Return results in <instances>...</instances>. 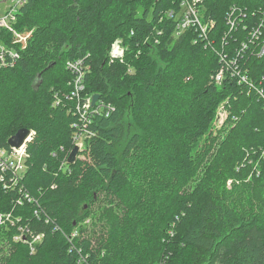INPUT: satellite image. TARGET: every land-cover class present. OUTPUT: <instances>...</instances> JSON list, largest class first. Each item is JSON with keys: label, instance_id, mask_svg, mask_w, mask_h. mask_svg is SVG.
<instances>
[{"label": "trees", "instance_id": "trees-1", "mask_svg": "<svg viewBox=\"0 0 264 264\" xmlns=\"http://www.w3.org/2000/svg\"><path fill=\"white\" fill-rule=\"evenodd\" d=\"M182 3L28 0L19 9L16 28L32 35L0 69V149L22 129L34 134L26 172L0 183V264H264V55L239 56L264 23V1L202 0L203 38L177 35ZM117 40L125 54L114 59ZM0 41L14 43L4 30ZM76 60L84 95L105 108L86 119L67 67Z\"/></svg>", "mask_w": 264, "mask_h": 264}, {"label": "built area", "instance_id": "built-area-1", "mask_svg": "<svg viewBox=\"0 0 264 264\" xmlns=\"http://www.w3.org/2000/svg\"><path fill=\"white\" fill-rule=\"evenodd\" d=\"M10 1V9L6 13L5 17H0V31L4 30L9 33L12 38L14 39V43L12 46H8L3 42L0 43V69L6 68L13 63V60L18 57L22 51L27 48L28 40L30 39L32 32H25L20 33L16 28L17 23V14L19 9L27 3L28 0H9ZM202 0H183L182 3V12L178 17L177 21V35L184 33L189 29H194L199 38H203L207 35L211 20H204L201 16V12L199 10V4ZM170 17H173V13L171 12ZM233 22L230 18L229 23ZM233 24V23H232ZM251 37H252V44L250 42H243L242 50L239 51V56L242 58L244 57L245 53L248 50H255L257 51V55L262 57L264 55V23H261L258 27H253L251 30ZM257 43V44H256ZM254 45L256 47H254ZM125 54V49L122 45L121 40H117L113 43L111 47L110 55L114 59L122 58ZM231 65L234 68V71H229V69H223L216 77V84L221 85L223 84L226 75L231 72V75H235V71L239 69V61L235 58L231 60ZM67 67L69 70L72 71L74 75V85L75 91L72 93L73 97L78 98L80 104V111L82 112L83 119L88 118L90 113H99L101 110L105 109L102 106H95L92 105L93 96L84 95L85 92V84H84V62L83 60H76V61H68ZM231 70V69H230ZM243 80H247L248 76L243 75ZM101 113V112H100ZM227 114L225 110L222 108L220 109L216 123L221 126ZM78 128L80 127L77 125ZM33 134L34 132L31 131ZM88 135V131L80 130L77 135L74 137L75 147L79 149V153L83 150L85 144L86 136ZM33 136V135H32ZM30 140L25 143L20 148L10 147L9 148H2L0 149V183L3 184L4 188H8L10 185L8 180L12 183V185L19 182L20 177L25 173H21L24 168H27L26 162L30 158L29 153L27 152V144L31 141ZM80 142H82L80 144ZM78 153V154H79ZM79 156V155H78ZM77 156V157H78ZM70 165L69 160L62 164L63 171L68 170V166ZM26 198H29V195L25 193ZM58 230L59 227H56ZM77 232L74 234L77 236ZM20 238V237H19ZM17 238V239H19ZM42 238V235H39L35 238L34 243H37ZM85 258L81 257L80 262H84Z\"/></svg>", "mask_w": 264, "mask_h": 264}, {"label": "water", "instance_id": "water-1", "mask_svg": "<svg viewBox=\"0 0 264 264\" xmlns=\"http://www.w3.org/2000/svg\"><path fill=\"white\" fill-rule=\"evenodd\" d=\"M99 98H100V95H98V94L93 96V101H92L93 106H95V104L97 103ZM32 135H33V133L30 130L22 129V130L18 131V133L15 136H13L11 139H9L8 145L10 147L20 148L21 146H23L25 143H27L30 140V137ZM78 153H79V149L77 147H75L74 150L72 151V153L70 154V157H69V163L70 164H74L76 162V157H77Z\"/></svg>", "mask_w": 264, "mask_h": 264}, {"label": "rangeland", "instance_id": "rangeland-1", "mask_svg": "<svg viewBox=\"0 0 264 264\" xmlns=\"http://www.w3.org/2000/svg\"><path fill=\"white\" fill-rule=\"evenodd\" d=\"M9 9H10V1L9 0H0V17H5L6 13L9 11ZM2 42L3 41H0V43H2ZM126 123H127V125H130V118L129 117L126 119ZM81 143L82 142H80V144ZM83 145H85V144L83 143ZM26 170H27V168H24L21 171V173L23 174L24 172H26Z\"/></svg>", "mask_w": 264, "mask_h": 264}]
</instances>
